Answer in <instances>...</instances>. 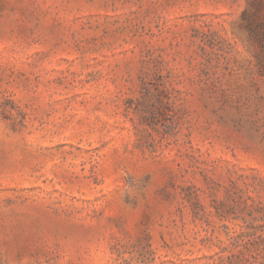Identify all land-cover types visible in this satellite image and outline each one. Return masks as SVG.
<instances>
[{"label": "rangeland", "instance_id": "1", "mask_svg": "<svg viewBox=\"0 0 264 264\" xmlns=\"http://www.w3.org/2000/svg\"><path fill=\"white\" fill-rule=\"evenodd\" d=\"M0 264H264V0H0Z\"/></svg>", "mask_w": 264, "mask_h": 264}]
</instances>
